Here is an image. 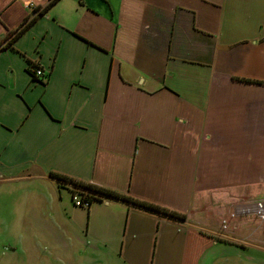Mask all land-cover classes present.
Listing matches in <instances>:
<instances>
[{
    "label": "crops",
    "instance_id": "1",
    "mask_svg": "<svg viewBox=\"0 0 264 264\" xmlns=\"http://www.w3.org/2000/svg\"><path fill=\"white\" fill-rule=\"evenodd\" d=\"M49 1L0 0V41L37 16L0 48L2 211L27 224L18 263L39 264L42 242L117 264L263 251L264 224L237 209L264 198V0ZM74 191L98 198L76 205Z\"/></svg>",
    "mask_w": 264,
    "mask_h": 264
},
{
    "label": "rangeland",
    "instance_id": "2",
    "mask_svg": "<svg viewBox=\"0 0 264 264\" xmlns=\"http://www.w3.org/2000/svg\"><path fill=\"white\" fill-rule=\"evenodd\" d=\"M12 196L15 197L16 193L13 192ZM6 200L7 195L4 196L0 191V264H19V261L25 259L26 254L25 251L21 249V245V250L17 253L14 252V244L20 239L21 234H19V232L21 227L26 226L27 224L25 220L23 221L21 219H16L15 217H8L6 214H8L10 210H7V212L2 211L4 208L9 209L5 207V204L7 203ZM250 215L256 217V215L251 213L246 216L250 217ZM18 221L20 222V225L18 224ZM21 222L23 223L21 224ZM256 223L262 226L261 224H264V221H259L257 219ZM43 244L44 243L42 242V245H40L39 249L36 251V261H40L39 264H65V262L69 264H117V260L114 256H112L111 252L107 253L105 251V256L103 257L100 254V251H95L93 254L88 251L85 256L83 254V250L81 251L80 247L78 248L77 244L74 243L71 246V250H69V254H66L68 251L63 249L60 252L61 255H59V251H52L48 246H44ZM248 253L250 255V257H248L249 259H241V256L238 258L233 257L231 262H228L227 264H264V250L260 251L250 248ZM221 263L219 262L218 264Z\"/></svg>",
    "mask_w": 264,
    "mask_h": 264
},
{
    "label": "trees",
    "instance_id": "3",
    "mask_svg": "<svg viewBox=\"0 0 264 264\" xmlns=\"http://www.w3.org/2000/svg\"><path fill=\"white\" fill-rule=\"evenodd\" d=\"M56 0H50L47 5L44 7V9H47L49 6H51ZM37 18L36 15L32 16V17H28L24 23H22L19 28L17 29V31H15V33L8 39H3L0 41V48H3L5 46H9L13 43V41L15 40L16 37H18L27 27H29L34 20ZM5 40V41H4ZM38 68V65H35L34 63L31 62L30 68H28V72L31 73L33 75V77L37 78L39 76L42 75H38L36 73V69ZM44 75V74H43ZM53 176L66 181V182H70L76 186L79 187H84V188H88L89 190H92L94 192L109 196V197H113V198H117V199H123L138 205H141L143 207L149 208V209H153L168 215H172V216H176V217H181V218H185V214L180 213L178 211L169 209L167 207L158 205L156 203H152V202H148V201H144L135 197H132L130 195L124 194V193H120L116 190L110 189V188H106L103 186H98L92 183H88L79 179H76L74 177L62 174V173H58V172H52ZM79 194L82 198L83 201H87L89 202V204L92 202L93 199H97L98 197H96L93 194L87 193V192H83V191H74L73 194Z\"/></svg>",
    "mask_w": 264,
    "mask_h": 264
},
{
    "label": "built area",
    "instance_id": "4",
    "mask_svg": "<svg viewBox=\"0 0 264 264\" xmlns=\"http://www.w3.org/2000/svg\"><path fill=\"white\" fill-rule=\"evenodd\" d=\"M36 73L38 75L44 74L43 69H41L40 67L36 69ZM73 201L76 205H83V206L89 205V202L83 201L81 196L77 193L73 195ZM237 212L238 214H242V215H247L251 213L256 215L259 221H264V198L250 202H245L242 205H239Z\"/></svg>",
    "mask_w": 264,
    "mask_h": 264
}]
</instances>
